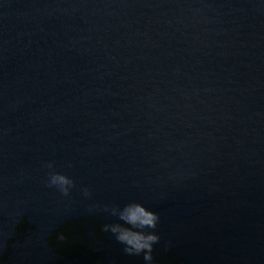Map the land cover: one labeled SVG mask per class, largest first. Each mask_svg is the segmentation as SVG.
<instances>
[{"label":"water","instance_id":"95a60500","mask_svg":"<svg viewBox=\"0 0 264 264\" xmlns=\"http://www.w3.org/2000/svg\"><path fill=\"white\" fill-rule=\"evenodd\" d=\"M129 203L151 264H264V0H0V264H146Z\"/></svg>","mask_w":264,"mask_h":264},{"label":"clouds","instance_id":"9594fccd","mask_svg":"<svg viewBox=\"0 0 264 264\" xmlns=\"http://www.w3.org/2000/svg\"><path fill=\"white\" fill-rule=\"evenodd\" d=\"M50 184L57 186L67 195L73 181L64 174L54 173L51 175ZM111 211L123 224L120 222L106 224L104 230L110 231L116 241L124 246L123 252L126 255H142L146 264H151L155 245L160 241V236L155 231L159 224V214L140 203H129L123 209L114 207Z\"/></svg>","mask_w":264,"mask_h":264}]
</instances>
